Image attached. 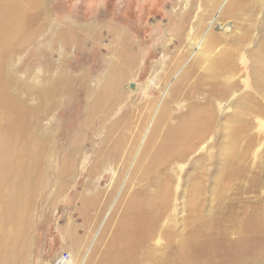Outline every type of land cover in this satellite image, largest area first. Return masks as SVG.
<instances>
[{"label":"rangeland","instance_id":"1","mask_svg":"<svg viewBox=\"0 0 264 264\" xmlns=\"http://www.w3.org/2000/svg\"><path fill=\"white\" fill-rule=\"evenodd\" d=\"M35 1H39L38 5L29 10L28 15L24 14L21 25V29L28 33L13 38L9 48L0 46V130L6 126L9 129L12 93L19 90V97L26 107L38 109L37 113L34 112V124L31 126L38 141L34 157L39 161L30 163L34 171L28 186L38 189L37 198L33 200V227H29L31 231L28 230V234H21V244H26L27 253H20L23 256L17 254L14 264H53L62 253L70 254L73 264H82L86 257L85 264H95L116 227L132 213L130 202L142 197L140 193L160 192L169 182L167 188L173 200L159 222L168 228L182 217V197L188 187L198 203L206 200V206L213 207L216 205L213 202L214 187L231 158H242L243 154L249 153L243 155V159L251 165L256 161L255 166L250 165L255 167L253 171H257L264 162V118H254L255 125L248 132L251 137L236 142L228 137L233 132L232 125L222 120L225 129H219L218 139L210 136L185 160H177L167 167L158 166L154 170L148 167L149 161L160 149V139L167 134L168 128L177 124L178 114L186 111L187 102L182 99L170 104L176 117L160 126L155 138L150 136L153 113L148 115L145 124L139 125L142 121L140 106L152 97L159 101V106L187 71L188 64L199 56V52L192 50L193 53L189 49V43L186 48L175 47V25L182 14L190 8L193 11L189 24L191 36L197 32V25L202 26L199 35L201 48L212 33L227 31L239 35L243 30L249 32L251 41L248 43L253 47L264 35V0H249L251 2L241 12L232 14V0L224 1L217 11L210 3L212 0ZM235 13L237 21H234ZM30 14L35 15L32 23ZM113 28L124 32L117 34ZM61 31L64 32L62 39L59 38ZM123 39L130 43L128 48L135 59L134 65L128 67L130 74L122 78L118 91L99 102L104 82L121 54ZM186 52L187 57L178 68L180 70L171 73L162 90H157L161 78ZM55 76L58 77L54 79L62 80V84L56 82L58 100L51 106V96L42 91L41 86ZM195 78V75L191 76L188 85ZM257 96L256 101L264 108L263 99ZM224 105V102L219 105L222 118L234 112L233 107L224 108ZM109 108H112L111 112L107 111ZM121 114L123 118L127 114L128 118L122 119L124 123L119 125V129L113 128V122ZM136 133L139 139L135 143ZM121 134L125 136L122 142L119 139ZM19 150L28 152L25 144ZM112 158L116 160L110 161ZM20 164L27 166V161ZM232 177V188L241 184L249 186L237 176ZM248 177L250 180L252 176ZM205 185L206 189H201ZM191 186L199 189L194 191ZM251 189L241 194L242 201L254 202V197L264 191L261 188L254 194ZM230 193V197L221 200L224 207L234 201L233 190ZM91 200L89 240L78 243L75 237L83 235L80 206H84L85 201L89 204ZM100 231L103 234L97 239ZM146 245L155 247L158 243L153 237Z\"/></svg>","mask_w":264,"mask_h":264},{"label":"bare ground","instance_id":"2","mask_svg":"<svg viewBox=\"0 0 264 264\" xmlns=\"http://www.w3.org/2000/svg\"><path fill=\"white\" fill-rule=\"evenodd\" d=\"M201 1L207 2V0ZM212 1L210 3L213 5L214 11H217L226 0ZM250 2L249 0H232L231 7L234 11H231V14L235 11L241 12L242 8L249 5ZM38 3L39 1L35 0H0V46L9 48L13 38L28 33L25 29L24 31L21 29L23 16L24 14L28 15L29 10L35 8ZM192 15L193 11L190 8L182 14L180 21L178 19L175 25L174 42L175 47L179 48H186V44L189 43L191 46L189 49L199 52V56L197 55V59L188 64L187 71L179 79L177 78L178 81L176 80L173 89L170 90V95L163 100L160 98L162 101L159 106L157 103L159 101L156 102V98L152 97L148 98L139 109L140 112H143H141L140 126L145 124L148 115L153 113L154 120L150 136L154 137L160 126L176 117L170 104L180 102L182 99L187 102L186 111L182 110L177 116V124L169 127L167 134L162 140L160 139L162 141L160 149L148 164L150 170H154L158 166L167 167L177 160H185L188 154H192L210 136L218 139L219 129L223 127L222 120L232 125L233 132L228 137L236 142L243 138L248 140L251 137L252 134L248 132L255 125L254 118H264V108L258 104L259 101L257 102L255 97L258 95L264 101V35L252 47L248 43L251 41V37L246 30H243L239 35L236 32L233 35L227 31L221 34L212 33L201 48L202 43H200L199 35L202 32V26L197 25V32L191 36L192 29L189 24ZM234 15V21H237V13ZM34 18L35 15L30 14L31 23ZM113 29V32L117 34L124 32L121 31L122 29ZM62 32L60 35L58 34L60 39L64 36V32ZM122 43L121 54L104 82L105 87L102 89L99 102L118 91L122 78L130 74L128 67L134 65L135 59L128 48L130 43L125 39ZM186 55L187 52L161 78L157 90H162L171 73L180 70L178 68L185 62ZM241 58L244 59L240 63ZM193 75L196 76L195 81L188 85V81ZM57 77L49 79L46 84L41 86V90L51 96V106H54L58 100L56 96L59 93V87L55 88V84L56 82L62 84V80L54 79ZM10 102L12 115L9 119V129L6 126L0 130V264H14L17 254L25 255L27 253V246L21 244L20 236L22 233L25 235L30 230L29 227H33V210H35L33 200L37 198L38 190L35 189L36 187L34 189L28 187L34 171L30 163L38 160L34 157L38 141L35 139L36 136L31 126L34 124V112L37 113L38 109L26 107L24 100L19 97V90L10 95ZM223 102L224 108H234L233 114L225 118H222L219 109V105L221 106ZM107 111L111 112L112 108ZM95 112L96 109H94ZM121 117L119 116V120L113 122V128L119 129V125L123 122L122 119H126L127 114L124 115V118ZM124 137L121 134L120 142ZM138 139L139 136L136 133L133 141L136 143ZM120 142L118 141V144ZM23 144L28 152L19 150ZM247 151L249 150L247 149ZM247 154L249 153L243 155ZM243 155L242 158H231L226 163L225 172L220 179L218 178L214 187L213 202H216V205L207 207L206 200H201L198 203L192 197L188 187L183 192L182 207L180 208L182 217L175 220V224L168 228L159 225V222L170 208L173 200L172 193L167 188L169 182L160 192L140 193L142 197L135 198L133 202H130L132 213L128 214L127 218L123 219L116 227L95 264H264V191L254 197V202L242 201L240 197L250 187L254 194L264 188V162L262 161L257 171H253L255 167L251 166L256 161L251 165L248 160L243 159ZM237 157L241 156L237 155ZM116 158H112L110 161H115ZM25 161H27V166L20 164ZM249 175L252 176L250 180L248 179ZM232 176H237L242 179V182L246 181L249 186L241 184L233 189L234 185L231 184L234 183V180L230 179ZM251 181L253 186L250 184ZM192 186L190 188L194 191L199 189L198 186ZM201 189H206V185L201 186ZM231 190H233L235 198L232 199L234 200L232 203L225 206L228 210L224 211L225 207L221 200L230 197ZM85 203L84 206L82 204L80 206L83 216V235L75 237V241L78 243H86L89 240L87 237L90 235V229H92L88 211H90L89 207L93 206V200L89 204L87 201ZM97 218H99V214L96 215L95 221ZM101 232L98 236L96 235L97 239L103 234ZM153 237H155L158 246L146 245ZM87 252L89 254L90 251ZM86 259L87 257L83 258L82 264H85ZM70 264H73L72 260Z\"/></svg>","mask_w":264,"mask_h":264},{"label":"built area","instance_id":"3","mask_svg":"<svg viewBox=\"0 0 264 264\" xmlns=\"http://www.w3.org/2000/svg\"><path fill=\"white\" fill-rule=\"evenodd\" d=\"M70 254L62 253L61 256L53 262V264H70Z\"/></svg>","mask_w":264,"mask_h":264}]
</instances>
